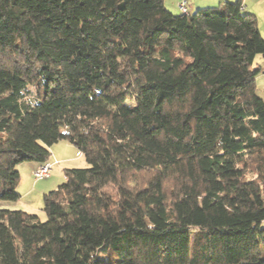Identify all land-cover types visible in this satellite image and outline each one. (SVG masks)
I'll return each mask as SVG.
<instances>
[{
	"label": "trees",
	"instance_id": "trees-1",
	"mask_svg": "<svg viewBox=\"0 0 264 264\" xmlns=\"http://www.w3.org/2000/svg\"><path fill=\"white\" fill-rule=\"evenodd\" d=\"M240 7L0 0V264H264V40ZM59 141L87 167L45 221L10 208Z\"/></svg>",
	"mask_w": 264,
	"mask_h": 264
},
{
	"label": "rangeland",
	"instance_id": "rangeland-1",
	"mask_svg": "<svg viewBox=\"0 0 264 264\" xmlns=\"http://www.w3.org/2000/svg\"><path fill=\"white\" fill-rule=\"evenodd\" d=\"M66 146L67 148H65ZM53 148L56 149V155L53 156V158L61 159V157L69 158L66 162H60L57 161V163L53 164L52 170L49 174V177L41 180V181H34L33 176L31 177L29 172H20L19 168L23 170L25 168L24 166H28V163H23L17 166L18 172L22 174V181H19L16 193L21 195L25 193L26 191L33 192L28 197L20 199L16 203H11L10 205L13 207L12 209L15 210H26L24 207L25 204H29L30 208L33 214L37 215L41 221H45V214L43 213L42 207H43V195L56 189L59 185L64 183V170L65 169H82L86 168L87 164L83 158L82 155H79L80 152L77 150L76 147L70 145L66 141H59L58 143L53 145ZM71 149V150H70ZM21 177V175H20ZM22 199V200H21ZM29 212V213H31ZM99 258L103 261H107L111 258H109L106 255H103L101 252L99 254Z\"/></svg>",
	"mask_w": 264,
	"mask_h": 264
},
{
	"label": "crops",
	"instance_id": "crops-1",
	"mask_svg": "<svg viewBox=\"0 0 264 264\" xmlns=\"http://www.w3.org/2000/svg\"><path fill=\"white\" fill-rule=\"evenodd\" d=\"M187 1V10L188 14H193L199 9H208V8H217L223 3H234V2H240L241 4V10L242 13L250 14L252 15L256 20V25L258 28V31L260 33V36L264 40V0H186ZM180 2V0H163L164 7L175 15H180V11L178 10L177 4ZM254 66L256 68H259V73L256 77V90L258 96L264 101V56H257L255 58ZM67 148L66 146H64ZM71 150V149H70ZM50 155L47 160V162L53 163L54 161H60V162H66L69 160V158L61 157V159L53 158L56 153V149L53 148V145L49 149ZM81 155V153L79 154ZM28 166H24L25 168L20 169V172H29L30 176L32 177V171L37 168L39 164L37 163H28ZM19 172V173H20ZM20 181H22V174L20 173ZM49 177V176H48ZM35 181V180H34ZM37 182V181H35ZM34 192V191H33ZM33 192L26 191L25 193L21 194L20 197L22 199L28 197ZM21 199V200H22ZM10 208H13L11 205H9ZM24 207L26 212H31L32 210L29 209L30 205L27 203H24ZM32 213V212H31Z\"/></svg>",
	"mask_w": 264,
	"mask_h": 264
},
{
	"label": "built area",
	"instance_id": "built-area-1",
	"mask_svg": "<svg viewBox=\"0 0 264 264\" xmlns=\"http://www.w3.org/2000/svg\"><path fill=\"white\" fill-rule=\"evenodd\" d=\"M178 10L180 11V14L188 15L187 10V1L186 0H180V2L177 4ZM55 163H57L55 161ZM53 163L46 162L43 164H39L36 169L32 171V176L35 181H41L45 178H47L52 170Z\"/></svg>",
	"mask_w": 264,
	"mask_h": 264
}]
</instances>
